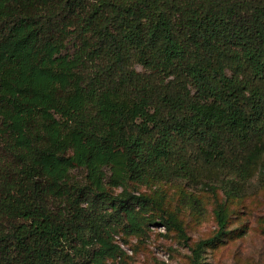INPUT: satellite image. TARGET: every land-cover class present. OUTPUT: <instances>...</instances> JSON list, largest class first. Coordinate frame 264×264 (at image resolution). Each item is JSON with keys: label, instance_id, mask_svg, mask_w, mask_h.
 <instances>
[{"label": "trees", "instance_id": "trees-1", "mask_svg": "<svg viewBox=\"0 0 264 264\" xmlns=\"http://www.w3.org/2000/svg\"><path fill=\"white\" fill-rule=\"evenodd\" d=\"M260 166L264 0H0V264H107L148 205L187 243L127 186L223 173L228 197Z\"/></svg>", "mask_w": 264, "mask_h": 264}, {"label": "rangeland", "instance_id": "rangeland-1", "mask_svg": "<svg viewBox=\"0 0 264 264\" xmlns=\"http://www.w3.org/2000/svg\"><path fill=\"white\" fill-rule=\"evenodd\" d=\"M134 67L141 70L138 65ZM259 170L248 179L239 180L228 197L224 189L231 186L228 178H233L223 173L196 181L130 183L128 191L148 195L163 208L166 216L180 222L188 240L184 243L171 226L162 224L157 210L148 205L139 213L141 232L129 234L120 226L111 231L121 252L106 258L107 264H191L189 246L213 235L217 229L213 213L216 204L224 207L227 232L205 247L203 264H264V173ZM85 175L83 168L70 170L68 184L85 183ZM106 188L112 194L122 190L109 185Z\"/></svg>", "mask_w": 264, "mask_h": 264}]
</instances>
